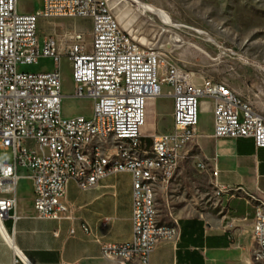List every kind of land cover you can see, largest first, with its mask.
Masks as SVG:
<instances>
[{"label": "built area", "instance_id": "1", "mask_svg": "<svg viewBox=\"0 0 264 264\" xmlns=\"http://www.w3.org/2000/svg\"><path fill=\"white\" fill-rule=\"evenodd\" d=\"M20 0H0V150H12L13 160L0 159V233L7 217L16 218L17 188L23 176L34 181V210L39 218L61 219L71 211L67 187L75 181L82 190L96 186L108 174L133 175L134 236L131 241L103 246V256L143 259L161 241L176 242L175 231L154 229L159 221L157 187L176 175L200 122L201 103L213 114L215 139L247 138L264 147V115L255 111L228 84L215 82L164 58L155 48L134 37L118 22L106 0H41L31 12L19 9ZM84 18L91 21L90 39L84 28L53 32L41 43L42 19ZM42 58L51 70L29 71ZM70 64L72 92L65 94L62 61ZM172 99V127L142 132L152 103ZM65 97L92 101L90 116L66 117ZM152 138V146L142 138ZM118 138H126L148 153L147 164L128 160ZM104 145V152H95ZM108 153H121L124 166L102 167ZM199 168L207 164L199 162ZM22 169L30 172L24 174ZM213 174L218 173L212 165ZM89 227L84 226V230ZM74 230H72V233ZM253 261L264 260V221L254 207Z\"/></svg>", "mask_w": 264, "mask_h": 264}, {"label": "crops", "instance_id": "2", "mask_svg": "<svg viewBox=\"0 0 264 264\" xmlns=\"http://www.w3.org/2000/svg\"><path fill=\"white\" fill-rule=\"evenodd\" d=\"M212 130L213 122L208 127L198 125L189 146L196 152L192 159H183L179 171L196 167L210 177L214 190L207 197H196L194 214L175 217L181 228L179 240L159 242L149 264L253 262L254 207L256 199L264 200V147L256 148L247 138L215 139ZM199 162L207 164V169H200ZM67 198L69 214L61 219L39 218L34 210L33 178L23 176L16 209L11 212L16 218H5L0 233V264H124L120 258L104 257L103 246L133 239L132 173L108 174L87 190L72 180Z\"/></svg>", "mask_w": 264, "mask_h": 264}, {"label": "rangeland", "instance_id": "3", "mask_svg": "<svg viewBox=\"0 0 264 264\" xmlns=\"http://www.w3.org/2000/svg\"><path fill=\"white\" fill-rule=\"evenodd\" d=\"M122 2L127 3L132 10L129 22L126 25L122 24L123 27L129 25L130 31L133 25H137L138 29L144 30L142 35L156 41L157 44L147 39V44L158 50L164 58L194 76L201 75L215 82L228 84L255 111L264 115V0H122ZM40 7L41 0L19 2V9L22 12H31ZM126 11L125 9V13ZM171 23L176 27L171 26ZM164 27L169 28L170 32L159 31ZM79 28L86 29V38H91V21L88 19H42L39 24L41 43L44 37L54 31L63 33ZM149 28L155 30L148 31ZM179 43L182 46L177 47ZM61 65L64 92L69 94L73 89L70 64L63 60ZM53 67L50 59L42 58L39 64L22 68L39 71L51 70ZM91 112L90 99L64 98V116H90ZM155 120L157 132L171 129V97L159 98L154 109L151 104L145 129H151ZM212 122L213 114L209 106L200 114L199 125L208 127ZM142 142L151 147L153 140L143 137ZM195 152L196 149H192L184 161L192 159ZM0 159L11 162L12 150H0ZM213 190L210 177L196 167L178 170L169 183H161L157 187L159 222L170 225L178 215L194 214L196 197L203 194L207 197ZM252 264H264V260L253 261Z\"/></svg>", "mask_w": 264, "mask_h": 264}, {"label": "bare ground", "instance_id": "4", "mask_svg": "<svg viewBox=\"0 0 264 264\" xmlns=\"http://www.w3.org/2000/svg\"><path fill=\"white\" fill-rule=\"evenodd\" d=\"M106 2L108 4L110 10L116 16V18H117L118 22L121 24V26H122V24L126 25L129 22V18L132 14V10H131L130 6L127 3L122 2V0H106ZM125 9L127 10L126 13H125ZM171 26L176 27L172 23H171ZM123 28L125 30L129 31L128 29L130 27L128 25V26H125ZM131 29L129 32L134 37H136V38L140 37V39L146 43H147V39H149L150 41H153L155 44H157L153 38H146L145 35H142L144 30L138 29L137 25H133L131 27ZM147 30L151 31V30H155V29L149 28ZM159 31L169 33L170 29L167 27H164V28H160ZM134 32H135V35H134ZM156 37H158V36H156ZM165 37H168V36L165 35ZM180 46H182V45H180V43H179V45L177 47H180ZM192 47H193V45H192ZM204 101H206V100H203L201 103V111L202 112H205L207 105H209L207 101H206L207 105L205 103H203ZM152 105H153V109H154L156 106V102L152 103ZM147 122H148V119H147ZM147 122L145 123V125L142 128V132H146L149 130L150 131H152V130L156 131V120L154 121L153 127L151 129H145V127L147 126ZM148 126H152V124H148ZM118 145H120L121 149H124L126 152H128V160L129 161H136L137 164H147L148 153H145L143 150H139V145L131 144L130 140H126V138H118ZM95 152H104V145H95ZM124 165H125V158H124V155H122L121 153H108L107 157L102 160V167L124 166ZM256 200H257L256 206H255L256 211L259 214V217H262V219L264 221V200L260 199V198H258ZM153 228L154 229H163L165 231H175V221L173 222V224H170V225L162 224L159 221H153ZM135 262H140L141 264H143V259H136V258H129L128 259V264H134Z\"/></svg>", "mask_w": 264, "mask_h": 264}]
</instances>
